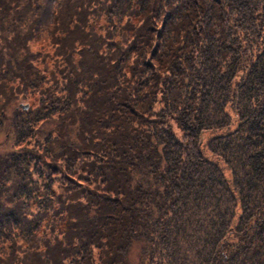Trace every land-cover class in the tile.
I'll use <instances>...</instances> for the list:
<instances>
[{
  "label": "trees",
  "instance_id": "16d2710c",
  "mask_svg": "<svg viewBox=\"0 0 264 264\" xmlns=\"http://www.w3.org/2000/svg\"><path fill=\"white\" fill-rule=\"evenodd\" d=\"M0 127V264H264V0H0Z\"/></svg>",
  "mask_w": 264,
  "mask_h": 264
},
{
  "label": "rangeland",
  "instance_id": "374dc122",
  "mask_svg": "<svg viewBox=\"0 0 264 264\" xmlns=\"http://www.w3.org/2000/svg\"><path fill=\"white\" fill-rule=\"evenodd\" d=\"M50 45L51 44L49 43V39L45 37L44 35L34 40H31L29 42V46L31 50L38 51L37 54L43 55L42 58L38 57V60L36 63L39 66L40 70H45L44 74L46 78H49L50 76V74H48V69L51 70V66L58 59V56L54 53ZM39 98H40L39 91L29 90L27 91V93L20 92L18 95V98H16L15 104L18 106H21V105L24 106L26 104L27 107H30L32 109L33 107H36L38 105ZM4 135H5V129L0 127V140H3Z\"/></svg>",
  "mask_w": 264,
  "mask_h": 264
},
{
  "label": "water",
  "instance_id": "95a60500",
  "mask_svg": "<svg viewBox=\"0 0 264 264\" xmlns=\"http://www.w3.org/2000/svg\"><path fill=\"white\" fill-rule=\"evenodd\" d=\"M24 106H26V104Z\"/></svg>",
  "mask_w": 264,
  "mask_h": 264
}]
</instances>
